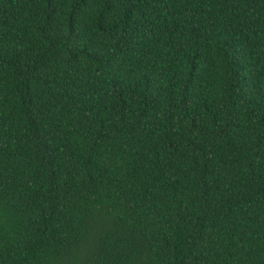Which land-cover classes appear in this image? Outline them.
I'll list each match as a JSON object with an SVG mask.
<instances>
[{"label": "trees", "instance_id": "obj_1", "mask_svg": "<svg viewBox=\"0 0 264 264\" xmlns=\"http://www.w3.org/2000/svg\"><path fill=\"white\" fill-rule=\"evenodd\" d=\"M0 264H264V0H0Z\"/></svg>", "mask_w": 264, "mask_h": 264}]
</instances>
